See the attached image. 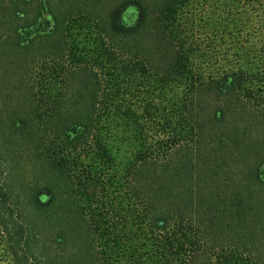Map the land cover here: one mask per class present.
<instances>
[{
    "label": "trees",
    "instance_id": "trees-1",
    "mask_svg": "<svg viewBox=\"0 0 264 264\" xmlns=\"http://www.w3.org/2000/svg\"><path fill=\"white\" fill-rule=\"evenodd\" d=\"M153 2L0 0V264H264V0Z\"/></svg>",
    "mask_w": 264,
    "mask_h": 264
},
{
    "label": "rangeland",
    "instance_id": "rangeland-1",
    "mask_svg": "<svg viewBox=\"0 0 264 264\" xmlns=\"http://www.w3.org/2000/svg\"><path fill=\"white\" fill-rule=\"evenodd\" d=\"M147 1H149L150 3H154L153 1H155V0H147ZM150 3H149V4H150Z\"/></svg>",
    "mask_w": 264,
    "mask_h": 264
}]
</instances>
